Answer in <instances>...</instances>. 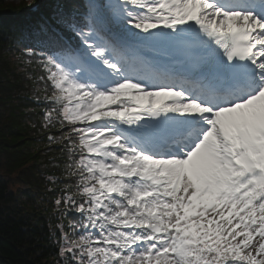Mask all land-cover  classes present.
Wrapping results in <instances>:
<instances>
[{
  "label": "snow or ice",
  "instance_id": "1",
  "mask_svg": "<svg viewBox=\"0 0 264 264\" xmlns=\"http://www.w3.org/2000/svg\"><path fill=\"white\" fill-rule=\"evenodd\" d=\"M29 39L57 264H264V0H52Z\"/></svg>",
  "mask_w": 264,
  "mask_h": 264
},
{
  "label": "trees",
  "instance_id": "2",
  "mask_svg": "<svg viewBox=\"0 0 264 264\" xmlns=\"http://www.w3.org/2000/svg\"><path fill=\"white\" fill-rule=\"evenodd\" d=\"M52 0H0V264H57V225L48 176L66 158L41 135L44 84L29 57L34 33ZM37 5V11L30 7ZM67 230V229H65Z\"/></svg>",
  "mask_w": 264,
  "mask_h": 264
}]
</instances>
